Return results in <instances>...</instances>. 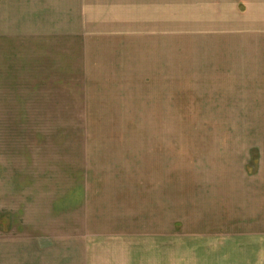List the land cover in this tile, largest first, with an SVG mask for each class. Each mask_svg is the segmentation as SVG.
<instances>
[{
    "label": "crops",
    "instance_id": "crops-1",
    "mask_svg": "<svg viewBox=\"0 0 264 264\" xmlns=\"http://www.w3.org/2000/svg\"><path fill=\"white\" fill-rule=\"evenodd\" d=\"M86 10H123L125 56L141 73L164 74L176 60L196 83L231 75L264 86V0H0V86H68ZM261 101L244 132L248 153L207 135L188 158L156 160L152 177L126 173L118 194L101 189L83 142L75 164L32 168L13 185L28 187L25 199L0 192V264H182V254L188 264H264Z\"/></svg>",
    "mask_w": 264,
    "mask_h": 264
},
{
    "label": "rangeland",
    "instance_id": "rangeland-1",
    "mask_svg": "<svg viewBox=\"0 0 264 264\" xmlns=\"http://www.w3.org/2000/svg\"><path fill=\"white\" fill-rule=\"evenodd\" d=\"M84 15V41L74 47L82 58L67 60L73 69L68 86H0L1 193L16 202L25 199L28 187L17 192L13 185L31 180L32 168L44 174L75 164L78 141L96 158L101 189L112 195L123 188L126 173L152 177L162 164L156 160L188 158L190 143L198 146L207 135L212 145L234 148L231 153L253 147L244 132H251L252 109L262 102L264 86L231 84V75H208L196 83L200 77L176 60L164 74L149 68L141 73L137 61L125 56L123 10ZM180 263L188 264L183 254Z\"/></svg>",
    "mask_w": 264,
    "mask_h": 264
}]
</instances>
